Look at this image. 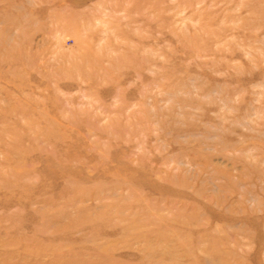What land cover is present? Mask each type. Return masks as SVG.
<instances>
[{"label": "rangeland", "instance_id": "374dc122", "mask_svg": "<svg viewBox=\"0 0 264 264\" xmlns=\"http://www.w3.org/2000/svg\"><path fill=\"white\" fill-rule=\"evenodd\" d=\"M0 264H264V0H0Z\"/></svg>", "mask_w": 264, "mask_h": 264}]
</instances>
